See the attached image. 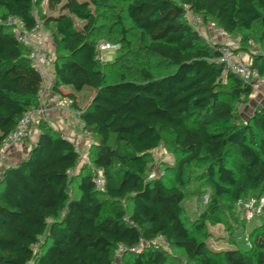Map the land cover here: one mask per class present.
Masks as SVG:
<instances>
[{"label":"trees","instance_id":"1","mask_svg":"<svg viewBox=\"0 0 264 264\" xmlns=\"http://www.w3.org/2000/svg\"><path fill=\"white\" fill-rule=\"evenodd\" d=\"M44 1L0 0V148L38 107L43 82L9 22L18 20L26 31L40 22L54 31L52 90L80 111L93 140L90 159L104 173L106 189L96 190L95 170L72 174L81 159L75 142L39 118L40 136L29 156L0 175V264H116L120 248L122 264H177L157 239L182 251L187 264H264V226L252 232L249 249L215 251L205 239L207 224L224 225L223 203L263 197L264 107L237 122L235 104L253 91L226 73L219 46L208 44L186 18L190 9L231 36L259 25L264 42V0H47L50 14L41 10ZM113 2L125 5L155 66L125 62L132 41L124 27L118 57L99 60L96 11ZM252 65L264 81V56L255 55ZM64 87L95 95L81 109L75 92L66 94ZM165 134L176 163L149 179L150 158ZM190 168H205L211 190L194 227L184 208Z\"/></svg>","mask_w":264,"mask_h":264},{"label":"rangeland","instance_id":"2","mask_svg":"<svg viewBox=\"0 0 264 264\" xmlns=\"http://www.w3.org/2000/svg\"><path fill=\"white\" fill-rule=\"evenodd\" d=\"M41 10L45 14H50L47 8V0L44 1ZM36 11L38 12L39 9H36ZM96 14L98 16V20L95 36L98 42H120L121 28L124 27L128 30L129 38L132 41L131 58H127L125 62H127L128 65H136L141 60V62L149 61L154 66L156 65L155 61H151L152 58H148L142 52L140 46L143 45V42L140 40L139 32L133 27L131 21L127 18L125 5L120 4L119 2H113L111 7L96 11ZM118 16H120L122 20H118ZM78 24L79 26L83 25L82 22H79ZM210 24L212 23L206 24L202 20L198 28L200 27L201 35L206 42L210 45H215V40L210 38L211 36L208 29V25ZM47 34L49 37L48 50L50 56L48 69L51 71L53 76V63L56 57L53 29H50ZM260 34L261 28L259 25H256L252 32H244L236 36H231L228 39V42L232 48L236 49V53L243 54L252 62L255 55L264 56V42L260 41ZM136 50L139 51L137 52L138 58L133 57L135 56ZM117 57V52L108 51L103 54V61L105 63L112 62ZM161 74L159 73L156 75L159 76ZM113 78H115L114 74L111 79ZM50 86H52V82ZM66 88H68L66 89V91H68L67 93L75 92L71 87ZM75 94L78 96L79 103L82 107H87L89 105L92 97V90L85 89L81 92H75ZM259 107H264V83L258 92H253L249 98H245L241 103L235 104L237 122L247 121L249 116ZM80 140L81 141H75V144L81 148V159L77 168L73 171V175L81 173L82 170L93 172L95 170L90 159L91 144L93 140L88 133L83 132H81ZM164 140V144L155 150L150 158L149 172H153L155 175L167 174V171H169L168 167L174 166L177 160L171 135L165 134ZM204 171L205 168H190L186 176L187 198L184 203L185 219L191 227H194L199 223L201 215L206 211V208L211 201V190L207 188L206 181L203 178ZM75 188L76 185L72 186L70 189L71 197L75 195ZM262 196L264 197V190ZM207 198H209L208 201ZM246 203L247 201L238 205L223 203L222 217L224 219V225H206V233L209 236L205 239L211 249L220 251L235 249L236 247L243 249L250 248L252 232L257 228L264 226V211L253 221L248 222L245 213ZM123 206H125V204H123ZM154 243L161 246L164 251L172 255L176 259L177 264H187V260L182 251L171 249L165 242H163L162 239H157ZM121 255L118 256L119 259L116 261V264H122L120 260Z\"/></svg>","mask_w":264,"mask_h":264},{"label":"built area","instance_id":"3","mask_svg":"<svg viewBox=\"0 0 264 264\" xmlns=\"http://www.w3.org/2000/svg\"><path fill=\"white\" fill-rule=\"evenodd\" d=\"M186 18L200 34L201 29L198 28L202 22L200 15L194 13L192 10L187 9ZM9 24L15 26L18 39L29 48V59L34 63L36 69L39 71L43 78L42 86L38 94L39 105L26 112L18 123L16 129L12 131L7 138L3 141L0 148V175L4 171L7 163L8 153L12 146L16 143L25 141L31 134L34 123L39 118L45 119L47 109L44 105L47 95L48 86V66L50 64V56L48 50L49 37L43 27L42 23L37 22L36 26L26 31L23 29L21 23L16 20H10ZM210 35L217 39L215 45L219 46L221 51V58L219 62L224 65L226 73H233L238 76L246 85L251 87L253 92H258L263 86V78L260 72L253 67L252 62L243 54L236 53L235 48L229 44L228 39L230 34L226 33L223 29L218 28L214 24L208 25ZM120 50V45L110 42H102L98 45L99 60L103 61V54L108 51L117 52ZM77 151L80 153L81 148L76 145ZM156 175L152 172L149 174V179L154 178ZM93 183L96 190L105 192L106 180L102 170H95ZM209 198H207L208 201ZM264 211V197L260 199L251 198L245 204L246 219L248 222L253 221L257 216L261 215ZM120 248L117 256L123 253Z\"/></svg>","mask_w":264,"mask_h":264},{"label":"crops","instance_id":"4","mask_svg":"<svg viewBox=\"0 0 264 264\" xmlns=\"http://www.w3.org/2000/svg\"><path fill=\"white\" fill-rule=\"evenodd\" d=\"M210 38H212V40H215V43L217 42V39L213 38L212 36ZM53 78L54 75L52 76L51 71H49L47 95L44 102V105L47 109L45 121H47L53 129L62 132L73 142L81 141V132H86L84 131L83 123L80 120V111L72 108V101L52 90L50 84L51 82L53 84ZM66 89L68 88L64 87L63 91L67 94L68 91H66ZM94 95L95 92L92 91L91 100L93 99ZM79 107L81 109L86 108L82 107L80 103ZM40 132L41 130L38 127V123L34 124L29 139L23 142L16 143L12 146L11 150L8 153L6 167L17 166L29 156L33 145L38 141Z\"/></svg>","mask_w":264,"mask_h":264}]
</instances>
